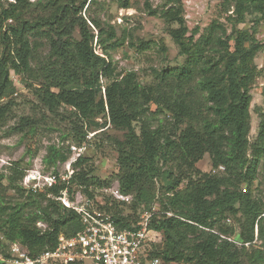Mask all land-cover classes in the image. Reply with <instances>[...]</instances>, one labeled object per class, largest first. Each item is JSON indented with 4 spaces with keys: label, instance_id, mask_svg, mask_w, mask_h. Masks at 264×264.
I'll list each match as a JSON object with an SVG mask.
<instances>
[{
    "label": "trees",
    "instance_id": "trees-1",
    "mask_svg": "<svg viewBox=\"0 0 264 264\" xmlns=\"http://www.w3.org/2000/svg\"><path fill=\"white\" fill-rule=\"evenodd\" d=\"M92 1L0 0V124L16 106L14 99L2 100L16 92L13 71L52 113L70 109L79 145L88 141L85 126L102 129L110 123L125 131L124 139L116 141L117 179L132 201L110 194L98 198L111 181L93 175L85 156L73 163L69 187L94 199L121 228L132 227L141 213L150 211V228L162 239L151 242L149 258L162 264H264V199L253 193L264 157V109L258 142L249 138L251 89L260 74L255 59L264 46L256 37L259 18L249 29L236 27L247 15L264 16V0H222L234 7L231 33L213 22L200 36L199 27L190 30L187 24L183 0H168L161 10L145 0V10L164 19L186 57L147 85L135 71L115 73L110 51L123 41L113 26L106 29L98 18L84 15ZM32 5L41 13L27 18ZM122 6L130 7L129 1ZM96 37L103 55L96 52ZM43 40L49 46L44 56L39 53ZM148 47L144 42L140 49ZM151 104L167 116L155 122ZM36 127L24 115L13 128L34 132ZM206 153L220 172L198 168ZM67 159L52 145L44 162L56 165ZM9 168V174L0 173V253L7 255L9 243L16 242L37 257L54 249L62 233L70 236L82 228L79 213L56 199L68 186L65 182L34 192L21 184L25 171L20 161ZM157 180L163 183L160 197ZM231 219L234 224L228 223Z\"/></svg>",
    "mask_w": 264,
    "mask_h": 264
},
{
    "label": "rangeland",
    "instance_id": "rangeland-1",
    "mask_svg": "<svg viewBox=\"0 0 264 264\" xmlns=\"http://www.w3.org/2000/svg\"><path fill=\"white\" fill-rule=\"evenodd\" d=\"M35 2L38 0H29ZM126 0H93L88 10H84V15L98 18L101 24L108 29L113 26L123 45L110 51V59L115 66V73L125 74L129 71H135L139 81L143 85L157 82L156 74L167 67H175L185 62L186 57L179 53V47L166 31V22L159 15H150L144 7L145 0H128L130 7L122 6ZM168 0H152L155 8L161 10ZM185 7V17L187 24L192 30L195 27L200 28L198 36L203 34L208 26L213 22L223 25L227 34L231 33L233 21L231 15L234 7L224 6L222 0H183ZM41 13V9L32 5L26 12L27 18H33ZM259 18V23L255 21ZM11 22V21H10ZM256 37L264 46V16L247 15L246 22L238 24L236 27L249 29L256 24ZM95 33L99 31L94 30ZM219 32L222 31L219 29ZM79 37L78 31L75 33ZM97 37L94 46L97 53L103 55V51L97 45ZM148 43L149 47L141 50L142 43ZM49 46L46 40H43L39 53L44 56L47 54ZM260 74L252 85L251 112V131L250 142L255 144L259 138V127L261 122V112L264 109V48L255 59ZM11 78L16 86V92L2 99H14L16 106L13 108L10 117L0 124V173L9 174L10 166L20 161L21 168L25 174L30 171H40L43 174L67 173V163L72 161L78 153L75 152L79 147H85L84 154L88 158V165L93 167V175L101 180H110L111 185H119L117 173L119 172L117 150V140H123L125 131L116 129L112 124L107 123L105 128L90 129L88 131L87 142L79 145L80 137L73 130L75 123L70 116V109H60L59 114L52 113L43 107L38 101L33 90L28 87L24 79L11 71ZM104 83L107 79H103ZM199 98V93H194ZM151 111L157 119H164L167 112H162L156 104H151ZM162 109V108H161ZM29 115L36 122L34 132H17L14 126L17 125L22 116ZM102 123L104 118L99 117ZM79 122V121H78ZM139 129V127L137 128ZM56 146L62 153L68 156L65 162H58L56 165L44 162L50 147ZM78 152V151H77ZM198 168L204 172L218 173L212 166L210 155L206 153L202 160L198 162ZM63 179V178H62ZM23 184V179L21 181ZM158 197L162 195L163 183L157 180ZM27 188V187H26ZM73 188H77L74 186ZM28 189V188H27ZM80 189V188H77ZM9 190L7 193L12 194ZM99 192V193H98ZM97 196L107 195V192L98 191ZM253 193L264 199V157L261 159L258 168L257 178L253 185ZM133 197V196H132ZM155 207L160 209L159 202ZM129 212L127 209L125 213ZM45 227L44 222H39ZM228 223L234 224V221L228 220ZM239 229L236 227V232ZM2 235L0 233V239ZM154 239L160 241L162 235H154ZM159 243V242H158ZM261 241L258 242L260 244Z\"/></svg>",
    "mask_w": 264,
    "mask_h": 264
},
{
    "label": "built area",
    "instance_id": "built-area-1",
    "mask_svg": "<svg viewBox=\"0 0 264 264\" xmlns=\"http://www.w3.org/2000/svg\"><path fill=\"white\" fill-rule=\"evenodd\" d=\"M84 149L78 148V152H75L78 156L67 163V173L64 175L30 171L23 177V184L34 192L45 191L65 182L68 186L60 191L56 199L79 213L82 228L70 236L62 233L54 249L46 250L37 257L28 255L18 243H9L7 255L0 253V264H162L159 258L148 256V247L151 242L157 241L154 235H160L150 228V211L141 213L140 219L132 227L121 228L113 214L100 208L81 189L73 188L70 191L73 163L84 154ZM103 191L125 203H130L133 198L122 192L119 185H111Z\"/></svg>",
    "mask_w": 264,
    "mask_h": 264
}]
</instances>
